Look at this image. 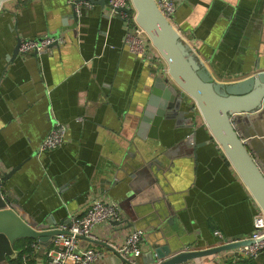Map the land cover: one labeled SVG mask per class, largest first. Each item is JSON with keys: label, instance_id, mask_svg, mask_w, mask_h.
<instances>
[{"label": "crops", "instance_id": "1", "mask_svg": "<svg viewBox=\"0 0 264 264\" xmlns=\"http://www.w3.org/2000/svg\"><path fill=\"white\" fill-rule=\"evenodd\" d=\"M74 1L7 0L0 8V174L21 163L7 181L13 199L44 228L66 222L96 197L121 203L122 225L105 223L95 234L115 243L129 228H143L138 264L148 262L155 239L182 249L214 245L215 229L228 239L249 236L256 204L199 113L189 110L190 100L181 102V117L161 120L157 139L136 138L154 77H165L162 64L127 50L108 0H88L79 11ZM173 1L172 23L215 79L264 69V0ZM58 32L62 44L8 59L17 39ZM57 121L67 127L65 141L38 153ZM255 122L253 151L264 168V113ZM193 141L201 143L195 155ZM21 240L0 264H12ZM81 245L101 249L91 264H118L109 249ZM34 252L35 264H43V249ZM196 264L218 263L206 257Z\"/></svg>", "mask_w": 264, "mask_h": 264}, {"label": "water", "instance_id": "2", "mask_svg": "<svg viewBox=\"0 0 264 264\" xmlns=\"http://www.w3.org/2000/svg\"><path fill=\"white\" fill-rule=\"evenodd\" d=\"M5 1L7 0H0V8ZM77 1L79 0L73 2L74 10ZM130 1L137 24L144 30L166 66V77H154L147 102L136 123V138L157 139V128L161 120L181 117L184 112L180 109L181 102L186 103L191 99L210 137L219 146L264 214V168L253 151V143L258 137L256 130H259L255 117L264 113V69L234 81L215 79L185 42L181 32L161 12L156 0ZM74 15L76 16L75 12ZM19 43L20 39H17L8 59L18 53ZM169 80L171 83H168ZM191 145L195 155L194 149L201 143L193 141ZM20 166L21 163L0 174V261L6 259V256H14L13 247L18 239H32L44 250L49 246L53 235L68 233L56 226L44 228L31 221L13 199L7 181ZM121 206L119 203L120 208ZM111 223L120 224L116 221ZM154 236L156 237L155 234ZM80 238L109 249L115 263L138 264L136 260L131 261L118 255L108 241L86 236ZM252 242L249 238H240L202 248L173 249L167 241L159 243L155 239L146 264H196L197 259L235 251Z\"/></svg>", "mask_w": 264, "mask_h": 264}, {"label": "built area", "instance_id": "3", "mask_svg": "<svg viewBox=\"0 0 264 264\" xmlns=\"http://www.w3.org/2000/svg\"><path fill=\"white\" fill-rule=\"evenodd\" d=\"M156 2L161 12L171 20V16L175 10L174 1L156 0ZM89 5L90 2L88 0H79L75 3V10L79 11L80 7ZM108 12L109 17H117L121 21L123 25V44L127 50L138 59H142L147 63L154 64V60L160 61L162 73L166 77L165 63L157 50L152 46L144 30L137 24L131 1L108 0ZM64 41L63 36L59 32L43 33L33 38L21 39L18 51L21 53H39L54 43L59 45ZM189 100V110L192 108L194 111H197L193 101L188 99V102ZM66 130L67 127L64 123L54 122L38 143V153L50 151L61 146L65 141ZM112 221L120 222L121 225L124 221L119 204L115 201H108L99 197L93 198L82 212L69 215L66 222H60L56 226L58 229L67 231L68 233H58L52 236L50 245L43 250V264L93 263L102 254V251L97 246H82L80 244V237L86 236L99 239L95 234L97 226L111 223ZM145 234L146 232L143 228L132 227L128 229L122 240L115 243L108 241V243L112 245L118 255L134 261L141 254ZM213 236L216 239L214 245L237 240L226 238L218 229L213 230ZM243 238H249L253 242L249 245L240 246L235 251L217 254L213 259L218 264H221L219 262L224 256L255 258L259 254L264 253V214L258 207L253 214V230L249 236ZM31 247L34 250L40 249L36 242H33ZM189 248L188 246L184 247V249ZM24 257L25 255L23 256V262Z\"/></svg>", "mask_w": 264, "mask_h": 264}, {"label": "trees", "instance_id": "4", "mask_svg": "<svg viewBox=\"0 0 264 264\" xmlns=\"http://www.w3.org/2000/svg\"><path fill=\"white\" fill-rule=\"evenodd\" d=\"M201 128H203L201 126ZM207 137L208 134H206ZM21 244L24 246L22 247V250L19 251V254L15 259L12 260V264H24L22 261V255L25 254V264H35V257L37 256L35 250L31 247V244L34 242L29 238L21 240ZM216 242V239L214 240ZM258 259L260 261H258ZM221 261L223 264H264V253L259 254L257 257H236L233 258V256H224L222 257ZM225 262V263H224ZM222 264V263H221Z\"/></svg>", "mask_w": 264, "mask_h": 264}]
</instances>
